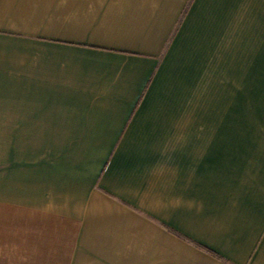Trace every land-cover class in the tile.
Segmentation results:
<instances>
[{"label":"crops","instance_id":"crops-1","mask_svg":"<svg viewBox=\"0 0 264 264\" xmlns=\"http://www.w3.org/2000/svg\"><path fill=\"white\" fill-rule=\"evenodd\" d=\"M0 136L5 262L264 264V0H0Z\"/></svg>","mask_w":264,"mask_h":264},{"label":"rangeland","instance_id":"rangeland-1","mask_svg":"<svg viewBox=\"0 0 264 264\" xmlns=\"http://www.w3.org/2000/svg\"><path fill=\"white\" fill-rule=\"evenodd\" d=\"M20 138V136H8L7 138H5V136H0V161L2 160V156H3V145L8 142V144L14 143L15 141L18 142V139ZM5 225L0 224V264H19L18 262H5L6 258L4 257V255L6 256V254H19L18 253V249L16 247H6L3 246L2 244L4 243V241L2 240V236L4 235V232L6 234L5 231ZM10 233V232H7ZM14 233L12 232L11 235H13Z\"/></svg>","mask_w":264,"mask_h":264}]
</instances>
